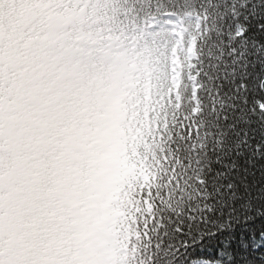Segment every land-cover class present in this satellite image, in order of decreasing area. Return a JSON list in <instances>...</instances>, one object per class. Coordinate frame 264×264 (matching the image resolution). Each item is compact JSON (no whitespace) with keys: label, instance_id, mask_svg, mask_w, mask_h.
Segmentation results:
<instances>
[{"label":"snow or ice","instance_id":"1","mask_svg":"<svg viewBox=\"0 0 264 264\" xmlns=\"http://www.w3.org/2000/svg\"><path fill=\"white\" fill-rule=\"evenodd\" d=\"M0 264H264V0H0Z\"/></svg>","mask_w":264,"mask_h":264}]
</instances>
